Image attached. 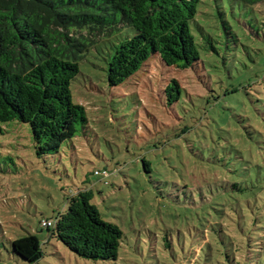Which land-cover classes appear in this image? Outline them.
I'll use <instances>...</instances> for the list:
<instances>
[{"label":"rangeland","instance_id":"obj_1","mask_svg":"<svg viewBox=\"0 0 264 264\" xmlns=\"http://www.w3.org/2000/svg\"><path fill=\"white\" fill-rule=\"evenodd\" d=\"M190 27L191 66L151 54L114 86L108 48L136 31L93 46L70 84L88 120L57 154L38 157L26 123L1 125L0 264H30L11 247L27 234L41 243L32 264H264V1L201 0ZM78 188L121 229L116 260L80 257L40 226Z\"/></svg>","mask_w":264,"mask_h":264},{"label":"trees","instance_id":"obj_2","mask_svg":"<svg viewBox=\"0 0 264 264\" xmlns=\"http://www.w3.org/2000/svg\"><path fill=\"white\" fill-rule=\"evenodd\" d=\"M200 1L0 0V130L5 122L26 123L35 154H57L88 120L70 91L85 54L129 25L135 34L108 48V85L122 83L151 54L167 66L187 68L199 59L190 24ZM165 93L169 102L177 100L178 81ZM92 199L90 188H78L67 196V208L50 218L53 226L43 227L46 219L40 226L80 257L116 260L122 231L101 217ZM261 244L264 252V236ZM11 247L30 264L42 256L34 234L12 240Z\"/></svg>","mask_w":264,"mask_h":264},{"label":"built area","instance_id":"obj_3","mask_svg":"<svg viewBox=\"0 0 264 264\" xmlns=\"http://www.w3.org/2000/svg\"><path fill=\"white\" fill-rule=\"evenodd\" d=\"M95 173H97V174H102L103 176H107L108 175V173H107V171H101V172H98V171H95ZM41 225L43 226V227H52L53 226V221L51 220V219H46V220H43L42 222H41Z\"/></svg>","mask_w":264,"mask_h":264}]
</instances>
